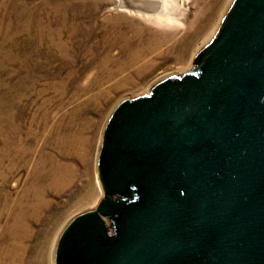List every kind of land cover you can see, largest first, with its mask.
<instances>
[{
	"label": "water",
	"instance_id": "1",
	"mask_svg": "<svg viewBox=\"0 0 264 264\" xmlns=\"http://www.w3.org/2000/svg\"><path fill=\"white\" fill-rule=\"evenodd\" d=\"M98 176L55 264H264V0H234L188 73L116 107Z\"/></svg>",
	"mask_w": 264,
	"mask_h": 264
},
{
	"label": "rangeland",
	"instance_id": "2",
	"mask_svg": "<svg viewBox=\"0 0 264 264\" xmlns=\"http://www.w3.org/2000/svg\"><path fill=\"white\" fill-rule=\"evenodd\" d=\"M233 2L185 0L175 19L161 23L118 9L117 0H0V234L50 184V160L59 151L45 137V113L54 121L85 103V116L100 126L86 162H75L72 182L44 197L46 209L32 224L33 247L49 231L57 247L75 218L97 209L104 198L99 149L112 113L188 73L179 72L183 62L194 61L215 37ZM28 147L32 154H25Z\"/></svg>",
	"mask_w": 264,
	"mask_h": 264
},
{
	"label": "bare ground",
	"instance_id": "3",
	"mask_svg": "<svg viewBox=\"0 0 264 264\" xmlns=\"http://www.w3.org/2000/svg\"><path fill=\"white\" fill-rule=\"evenodd\" d=\"M117 7L118 9L123 11L134 12L136 14L138 13V15H143L147 18L153 17L154 19L158 20V22L166 23L170 22L172 19H175L178 16V11L185 9V0H117ZM185 55H182L183 58L181 57V59H184ZM139 56L142 57L141 54H139ZM141 57H137L136 55V57L134 58L135 62L137 63V61L139 60V58L141 59ZM183 64L184 65L179 69V72L184 73L192 69L193 57L189 61H185V63L183 62ZM139 72L140 71H138V73ZM84 104L82 105V107H79L77 109L75 108V110L64 113L62 116H60V118L58 117L59 119H54V121L50 120L48 113H45L42 116V123L46 122L45 125L48 128V133L46 132L45 137L50 141L49 145H52L53 148L56 147L59 151L58 155L54 153L50 160V169H52L51 181L45 189L40 188V190L35 193V203L32 204L29 210L21 209L19 211V209H17L18 213L16 212L15 215L12 216L10 223L7 226L5 225L6 227L3 229L2 234H0V264H55V245L57 235H55L53 231H49L45 234H43L42 232L43 237L41 236L42 238L40 237L38 244L33 247L30 245L34 237L32 224L38 220L40 214L46 206V200L44 197L46 196L47 192H57L66 187V185H68L70 182H72L75 176V162L79 161L80 163H85L87 158L91 154V150L94 147L95 136L97 132L96 130L100 126V121L96 122L85 116L83 110ZM98 107L99 106L95 107L97 111H99ZM37 134L38 133L35 134V137L37 136ZM99 135L100 139H102V134ZM33 148H29L28 151L25 150V154L27 152L29 154H32ZM59 155H61L62 157H60ZM37 157V159H39L42 156L39 154Z\"/></svg>",
	"mask_w": 264,
	"mask_h": 264
}]
</instances>
